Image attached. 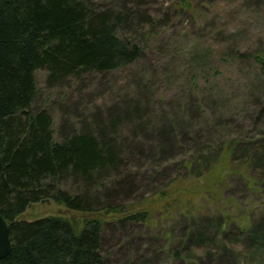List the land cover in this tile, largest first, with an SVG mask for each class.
Returning a JSON list of instances; mask_svg holds the SVG:
<instances>
[{
	"label": "rangeland",
	"instance_id": "374dc122",
	"mask_svg": "<svg viewBox=\"0 0 264 264\" xmlns=\"http://www.w3.org/2000/svg\"><path fill=\"white\" fill-rule=\"evenodd\" d=\"M94 2L115 7L125 2L138 10L140 19L134 30L120 31L119 35L141 46L144 54L128 67L104 73L84 72L55 85L47 84L46 70H36L37 94L31 106L51 113L54 138H59L64 122L79 127L83 121L93 122L98 115L106 118L112 110L124 111L131 101L141 105L142 121H151L150 127L144 133L139 132L137 138L150 133L168 138L167 121L182 120L188 108L193 110L181 123L182 128L189 130L191 137L194 130H203L199 140L184 144L185 150L172 146L164 154H158L160 157L155 156L147 172L137 175L130 192H119L108 201L111 193L104 186L94 188L92 193H97L101 203L122 202L139 208L160 190L173 187L182 194L185 189L182 205L178 207L192 206L195 214L188 223L184 209H178L171 218L161 208L153 226L128 228V234L105 225L103 256L107 264H176L161 239L173 233L177 242L189 229L200 237L193 239L183 254H205L204 264H264V113L254 121L243 112V95L249 93L247 97H251L254 85L264 89V78L255 81L254 66L249 60L238 58V54L249 53L264 41V0ZM151 18L155 20L151 22ZM248 102L252 110L253 98ZM199 103L208 119L197 108ZM222 117L230 118V122L221 124L218 120ZM134 123L127 124L125 132L129 138ZM155 130L157 134L152 132ZM153 140L150 135L145 142ZM232 140L239 142L238 147L231 150L230 157L223 154V160L210 175L194 170L193 176L191 172V176L185 174V159L188 161L193 155L201 158L208 150L217 154L222 148L228 149ZM106 185L108 190L113 187ZM64 186L75 192L83 189L71 181ZM66 212L64 206L50 200L31 205L24 218ZM221 213L236 218L230 235L223 238L217 232L219 221L215 216ZM243 222L249 230L241 231ZM173 223L176 226L171 229ZM157 226L165 228L163 233L155 231ZM213 244L230 247V252L215 255Z\"/></svg>",
	"mask_w": 264,
	"mask_h": 264
},
{
	"label": "trees",
	"instance_id": "16d2710c",
	"mask_svg": "<svg viewBox=\"0 0 264 264\" xmlns=\"http://www.w3.org/2000/svg\"><path fill=\"white\" fill-rule=\"evenodd\" d=\"M139 19L138 10L125 2L115 7L100 6L94 0H0V214L9 225L12 242L9 255L0 264H107L103 256L105 225L128 234V228L153 226L161 208L171 218L178 209H184L186 222L195 218L192 206L178 207L185 189L182 194L173 187L160 190L142 208L122 202L101 203L97 193H92L96 186H104L111 193L108 201L119 192L128 193L155 156L160 157L158 154L172 146L185 150L187 141L199 140L203 130H194L191 137V132L181 126L193 109L188 108L182 120L167 121L170 136L166 139L156 130L152 132L157 135L136 137L150 127L151 121H142L144 111L135 101L124 111L112 110L106 118L98 115L79 127L64 122L56 139L51 113L31 106L37 94L36 70H46L47 84L55 85L84 72L104 73L133 65L144 54L142 48L121 38L119 32L133 31ZM238 55L254 66L255 81L264 78V41L255 50ZM259 86L252 87V110L247 103L252 98L247 97L249 93L243 95V112L254 121L264 113V89ZM197 108L208 119L202 103ZM222 120L218 122H230V118ZM133 122L129 138L125 130ZM210 122L214 121L210 118ZM150 135L154 142H145ZM238 144L232 140L228 149L222 148L217 154L208 150L201 158L190 156L184 160L185 174L193 176L194 170L210 175L223 160L222 155L230 157ZM120 176L123 178L118 179ZM68 181L77 182L83 189L69 190L64 186ZM106 184L113 187L108 190ZM50 200L67 212L24 218L31 205ZM215 216L218 234L222 238L230 235L236 218L226 213ZM175 226L173 223L170 228ZM239 228L249 230L244 222ZM164 230L155 229L158 233ZM198 237L200 234L189 229L177 242L173 233H168L160 243L167 244L176 264H204L205 254H183ZM213 245L215 255L230 252V247Z\"/></svg>",
	"mask_w": 264,
	"mask_h": 264
},
{
	"label": "water",
	"instance_id": "95a60500",
	"mask_svg": "<svg viewBox=\"0 0 264 264\" xmlns=\"http://www.w3.org/2000/svg\"><path fill=\"white\" fill-rule=\"evenodd\" d=\"M9 225L6 219L0 214V260L9 255L11 251V239Z\"/></svg>",
	"mask_w": 264,
	"mask_h": 264
}]
</instances>
